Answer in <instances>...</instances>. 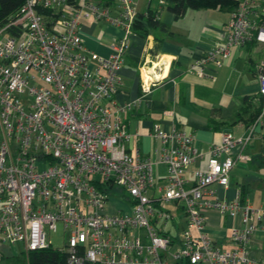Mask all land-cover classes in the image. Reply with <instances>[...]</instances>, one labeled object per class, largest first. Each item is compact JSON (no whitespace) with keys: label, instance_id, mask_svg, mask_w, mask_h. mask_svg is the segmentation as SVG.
<instances>
[{"label":"built area","instance_id":"built-area-1","mask_svg":"<svg viewBox=\"0 0 264 264\" xmlns=\"http://www.w3.org/2000/svg\"><path fill=\"white\" fill-rule=\"evenodd\" d=\"M263 3L240 0L225 42L188 71L222 66L232 46L264 45ZM44 8L59 16L47 19ZM138 15L134 0H27L0 27V260L14 255V244L27 253L53 245L52 231L64 236L60 248L71 264H264V255L249 249L258 231L264 236V205L242 191L234 198L218 194L230 186L237 163L251 160L245 152L254 129L223 132L205 167L194 134L159 122L151 133L155 157L129 151L134 136L122 113L133 103L119 105L116 94ZM89 17L123 31L108 56L85 44L81 29ZM12 26L17 34L8 31ZM257 71L264 100V60ZM143 88L149 92L151 84ZM258 121L264 126V106ZM158 164L164 176L155 174ZM211 212L238 220L231 247L208 230Z\"/></svg>","mask_w":264,"mask_h":264},{"label":"crops","instance_id":"crops-1","mask_svg":"<svg viewBox=\"0 0 264 264\" xmlns=\"http://www.w3.org/2000/svg\"><path fill=\"white\" fill-rule=\"evenodd\" d=\"M134 1L140 13L146 15L151 10L166 29L154 28L147 36L135 31L128 36L129 47L121 71L123 84L116 102L133 103L131 109L122 113L127 130L134 136L128 143L129 151L140 150L142 156L155 157L158 142L151 133L159 122L168 131L179 129L194 134L196 147L204 153L201 166L205 167L210 148L220 142L223 132L243 136L254 129L245 152L251 160L237 163L231 172L230 186L219 187L218 194L234 198L244 190L255 206L264 205V126L258 118L251 124L236 119L243 98L259 93L257 65L264 60V45L232 46L231 56L223 60L222 66L209 62L205 74L191 73L188 68L192 63L225 42L233 9L189 8L178 17L169 9L167 0ZM81 33L85 44L102 56H108L111 45L123 36L120 28L92 17L83 21ZM143 84H151V90L145 92ZM197 168L198 162L193 163L188 175L192 177ZM155 169L158 177L166 174L162 164ZM236 223L237 219L211 212L208 230L220 246L227 248L232 245L230 229ZM249 249L257 257L264 255L262 231H258Z\"/></svg>","mask_w":264,"mask_h":264},{"label":"trees","instance_id":"trees-1","mask_svg":"<svg viewBox=\"0 0 264 264\" xmlns=\"http://www.w3.org/2000/svg\"><path fill=\"white\" fill-rule=\"evenodd\" d=\"M80 0H70L74 5H78ZM169 9L173 11L176 16H182L186 13L187 9H205L214 8L220 6L221 8L235 9L238 7L240 0H167ZM27 0H0V27L14 21L19 15L22 7ZM264 5V3H263ZM40 12L46 15L47 19H55L59 16V13L54 9H41ZM134 31L142 36H147L154 28L166 29V25L157 17L155 13L149 10L148 14L140 13L137 20L133 24ZM13 34L19 32V28L12 26L8 28ZM251 45L257 44V42H251ZM264 106V100L260 93L256 95H247L243 98V106L238 113L236 119L245 120L247 123H253L259 118L262 108ZM244 196L247 194L242 191ZM15 255L3 256L0 260V264H6L5 260L12 258L15 259ZM16 259V261L20 260ZM68 254L60 247H54L53 245L46 248L31 250L18 264H71L69 262ZM92 264V263H86Z\"/></svg>","mask_w":264,"mask_h":264},{"label":"rangeland","instance_id":"rangeland-1","mask_svg":"<svg viewBox=\"0 0 264 264\" xmlns=\"http://www.w3.org/2000/svg\"><path fill=\"white\" fill-rule=\"evenodd\" d=\"M155 174H157L156 169H155ZM242 177L240 178L241 180H242ZM113 197H115V198H122L123 200L126 199L125 197H121L118 194H115ZM48 237L52 241V244H53L54 247H61V246H63L64 236L62 235L61 232H52L51 231V232H49ZM23 247L24 246L22 244H20V243L19 244L12 245V250H13V253H14V255L16 257H15V259H12V258L6 259L5 260V263L6 264H18L19 262H22L25 257L27 259V254L28 253L26 251H23V249H24ZM19 258H21V259L18 260V261H16V259H19Z\"/></svg>","mask_w":264,"mask_h":264},{"label":"water","instance_id":"water-1","mask_svg":"<svg viewBox=\"0 0 264 264\" xmlns=\"http://www.w3.org/2000/svg\"><path fill=\"white\" fill-rule=\"evenodd\" d=\"M157 48V47H156Z\"/></svg>","mask_w":264,"mask_h":264}]
</instances>
